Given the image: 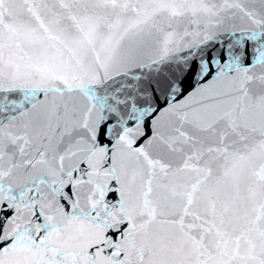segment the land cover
Returning <instances> with one entry per match:
<instances>
[{
	"label": "snow or ice",
	"instance_id": "obj_1",
	"mask_svg": "<svg viewBox=\"0 0 264 264\" xmlns=\"http://www.w3.org/2000/svg\"><path fill=\"white\" fill-rule=\"evenodd\" d=\"M0 264H264V0H0Z\"/></svg>",
	"mask_w": 264,
	"mask_h": 264
}]
</instances>
